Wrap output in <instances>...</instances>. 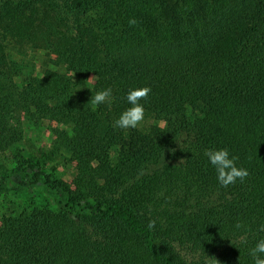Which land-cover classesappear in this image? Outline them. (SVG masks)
<instances>
[{"label":"trees","instance_id":"16d2710c","mask_svg":"<svg viewBox=\"0 0 264 264\" xmlns=\"http://www.w3.org/2000/svg\"><path fill=\"white\" fill-rule=\"evenodd\" d=\"M9 43L54 53L64 71L23 77ZM144 85L153 122L114 128L127 91ZM106 87L112 103L93 109ZM24 112L61 124L50 154L75 174L46 181L55 209L0 216V264H253L264 238V0H0V153L22 139ZM224 146L249 173L227 188L203 155Z\"/></svg>","mask_w":264,"mask_h":264},{"label":"rangeland","instance_id":"374dc122","mask_svg":"<svg viewBox=\"0 0 264 264\" xmlns=\"http://www.w3.org/2000/svg\"><path fill=\"white\" fill-rule=\"evenodd\" d=\"M8 52L12 58L22 62L23 77L30 74L41 76L45 69L52 68L64 71V67L54 65L51 58H55L54 53L41 48L20 47L9 43ZM94 75H91L93 77ZM96 81L93 77L92 83ZM90 85V84H89ZM22 118V139L12 148L0 153V178L9 174L7 187L0 194V216L11 212H20L24 208L33 206H48L52 209L57 207V199L48 191L47 180L49 178H62L71 182L75 174V166L70 161L63 160L62 157H55L50 154L52 142L55 139V132L61 127L54 120L44 119L38 123L29 120V114L24 112ZM153 120L145 117L140 126H148ZM20 161L27 163L18 168ZM7 170L8 173H5ZM17 170V171H13ZM13 171V172H12ZM18 172H21V176ZM40 174L37 184L29 188H22L19 180L25 178L27 174ZM24 174V176H23Z\"/></svg>","mask_w":264,"mask_h":264},{"label":"clouds","instance_id":"9594fccd","mask_svg":"<svg viewBox=\"0 0 264 264\" xmlns=\"http://www.w3.org/2000/svg\"><path fill=\"white\" fill-rule=\"evenodd\" d=\"M128 22L130 25L137 23L134 18ZM93 77L88 79L89 83H92ZM151 91L148 85L130 88L124 97L129 106L114 120L113 127L122 130L137 129L145 120V103L142 101L146 100ZM112 99V88H103L92 95L91 107L95 109L100 105H110ZM203 155L215 171L216 181L221 187L227 188L238 180L242 182L249 174L247 168L238 165V157L226 146L209 148ZM154 226L155 221H149L148 228L152 229ZM237 227L240 225L237 224ZM259 231H264V224L259 226ZM249 255L253 259V264H264V238L259 239L255 246L249 249Z\"/></svg>","mask_w":264,"mask_h":264}]
</instances>
